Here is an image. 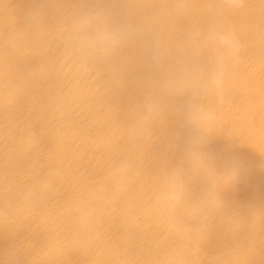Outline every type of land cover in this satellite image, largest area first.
I'll return each mask as SVG.
<instances>
[{
  "label": "bare ground",
  "instance_id": "obj_1",
  "mask_svg": "<svg viewBox=\"0 0 264 264\" xmlns=\"http://www.w3.org/2000/svg\"><path fill=\"white\" fill-rule=\"evenodd\" d=\"M13 6L28 5L13 0ZM49 15L54 19V8ZM191 18L200 19L198 12ZM229 22L243 47L229 65L223 99L215 91L208 98L215 119L206 150L216 157L218 169L232 157L246 163L247 174L225 196L227 209L246 212L264 206V170L259 167L264 160V0H245ZM186 23L177 21L178 34ZM18 27L9 0H0V84L6 88L22 59L57 71L54 57L44 51L29 56L27 49L13 50ZM109 93L108 75L101 71L90 73L86 84L65 76L33 85L18 102L0 99V211L8 213L7 229L0 232V264H29L30 259L35 264H158L178 243L174 214L156 196L162 169L179 160L173 141L184 130L167 114L147 131L133 130L126 119L138 87L113 97L118 114ZM124 162L138 173L130 199L106 205L91 238L76 242V208L97 180L111 186ZM50 171L58 176L43 204L24 206L20 194ZM128 210L141 222L134 230L126 222ZM232 223L217 208L199 248L194 245L201 234H191L186 243L193 264H264V216L228 231L225 226Z\"/></svg>",
  "mask_w": 264,
  "mask_h": 264
},
{
  "label": "clouds",
  "instance_id": "obj_2",
  "mask_svg": "<svg viewBox=\"0 0 264 264\" xmlns=\"http://www.w3.org/2000/svg\"><path fill=\"white\" fill-rule=\"evenodd\" d=\"M28 6L12 12L19 21L15 52L28 55L44 51L54 57L57 71L22 59L14 69L9 87L0 84V99L18 102L31 87L44 80L59 81L65 76L77 84L87 83L90 73H107L110 103L118 114L113 97L133 86L139 95L127 113L128 127L147 131L162 114L173 118L184 130L177 136L174 151L178 162L162 169L157 203L173 213L172 228L178 243L164 252L158 264H193L189 245L192 233H200L199 248L209 235L217 208L232 218L228 231L242 227L247 219L264 216V206L246 212L229 210L227 193L234 191L248 172L236 157L218 169L216 157L206 150L215 113L208 98L222 100L229 65L242 50L229 16L244 7L245 0H23ZM55 9L50 19V9ZM198 12L200 19L191 17ZM177 21H187L177 29ZM34 45L29 48V45ZM264 170V160L259 165ZM138 173L132 165H119L109 186L103 179L89 189L86 202L76 208V242L91 238L104 207L127 201ZM58 173L38 176L19 196L26 207L43 204L53 189ZM199 187L200 191H196ZM7 212L0 211V232ZM130 229L141 223L128 210ZM29 264H35L29 260ZM43 264H52L44 261Z\"/></svg>",
  "mask_w": 264,
  "mask_h": 264
}]
</instances>
